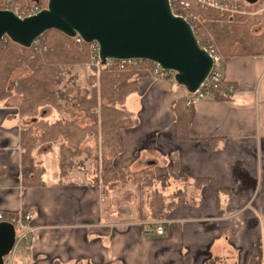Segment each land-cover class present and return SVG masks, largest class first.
<instances>
[{
    "label": "crops",
    "instance_id": "obj_1",
    "mask_svg": "<svg viewBox=\"0 0 264 264\" xmlns=\"http://www.w3.org/2000/svg\"><path fill=\"white\" fill-rule=\"evenodd\" d=\"M172 77L138 79L123 103L137 124L120 130L123 151L113 162L120 171L146 155L164 159L141 164L170 178L167 193L181 175L189 178L191 203L160 219L163 235L153 231L156 220H138L115 196L106 203L87 176L71 172L58 183L47 169L40 186L22 187L21 120L13 103L0 106V212L24 209L38 238L18 246L11 264H249L257 242L264 264V46L226 57L227 98L195 103L183 141L172 105L188 92ZM196 178L208 182L193 192Z\"/></svg>",
    "mask_w": 264,
    "mask_h": 264
},
{
    "label": "trees",
    "instance_id": "obj_2",
    "mask_svg": "<svg viewBox=\"0 0 264 264\" xmlns=\"http://www.w3.org/2000/svg\"><path fill=\"white\" fill-rule=\"evenodd\" d=\"M9 1L11 4L19 5L21 10H26L33 1L41 8H44L46 3V0H32L31 3H29L31 0ZM196 14L201 15L199 30L201 32L202 28L205 36L215 41L221 34L230 33L231 28L211 10L204 12L196 10ZM261 40L264 42V35L257 39V42ZM88 46L84 42L78 45L73 37L54 29L44 32L30 46L19 45L7 37L0 43V106L5 105L6 100L14 95L21 97L18 115L21 120L19 146L22 187L42 184L41 179L45 170L43 167L35 166L32 151L36 145L45 142L57 144L60 148L58 183L63 181L72 167L76 168L72 165L71 157L78 156L83 149L87 150L81 147L84 143L86 147L89 144L93 145L94 150L89 151L87 156H92L96 162L95 167L98 160L101 165V175L98 178L96 171L94 173L96 178L92 183L99 185L103 193L108 194L111 185L121 182L125 177V171H116L113 165L114 159L123 151L119 133L122 128L135 126L137 120L125 109L123 103L127 95L134 91L135 81L145 75V70L138 65L119 70L114 66V60H106L105 63L99 61L102 70L97 85L95 68L90 64ZM107 62L112 64L107 65ZM85 64L92 73L86 78L85 86L73 84V87L61 90L58 85L63 69L67 66ZM21 68L27 73L11 80L13 71ZM223 89L222 82L210 96L215 99H226ZM61 99H64L65 103L62 104ZM185 99L177 100L172 105L175 136L179 141L189 139L188 124L194 112L193 105L187 106ZM50 107L56 112L62 110L63 113L69 114V118L57 114L52 122L44 119L43 112L46 113ZM73 110L84 113V118L89 119L91 125L85 127L78 125ZM26 117H30V125L24 123ZM35 129L41 131L39 135ZM97 137L101 140L99 155L95 145ZM169 179L168 176L152 175L142 183L134 180L136 188L142 193L144 187H151L148 196L145 195L143 198L138 196L136 201L138 220H159L173 208L191 203L188 192L189 178L181 175L174 189L167 193L165 189ZM207 182L208 179L204 178L193 179L191 189L196 192ZM157 183L160 184V189L156 187ZM2 212L5 218L17 216L16 212ZM20 214L27 213L21 209ZM261 257L260 243L257 242L250 255L249 264H261Z\"/></svg>",
    "mask_w": 264,
    "mask_h": 264
},
{
    "label": "water",
    "instance_id": "obj_3",
    "mask_svg": "<svg viewBox=\"0 0 264 264\" xmlns=\"http://www.w3.org/2000/svg\"><path fill=\"white\" fill-rule=\"evenodd\" d=\"M52 29L71 37L78 34L86 43L95 41L101 63L156 62L174 72L176 83L188 93L198 89L212 65L189 22L172 14L168 0H47L44 8L24 17L0 10V43L7 37L30 46ZM15 235L12 223L0 221V264L11 252Z\"/></svg>",
    "mask_w": 264,
    "mask_h": 264
},
{
    "label": "rangeland",
    "instance_id": "obj_4",
    "mask_svg": "<svg viewBox=\"0 0 264 264\" xmlns=\"http://www.w3.org/2000/svg\"><path fill=\"white\" fill-rule=\"evenodd\" d=\"M29 1V3H31ZM34 2V1H33ZM32 2V3H33ZM47 2V0H46ZM230 9L231 10H225V11H219L216 9L211 10L212 13H215L216 16L222 18V21L225 22L229 28H231V31L229 34L224 33L219 36V38L215 41V45L217 47V52L223 57V61H225L226 57L232 53L233 50H239V51H257L262 50L264 44L262 45L263 40L257 42V39L261 38L262 35H264V0H258L256 3L250 4L245 2L244 0H235L232 3H230ZM46 6V3H45ZM13 8L20 9L19 5L12 4ZM40 7V6H39ZM41 8V7H40ZM22 15V14H21ZM201 16V15H200ZM200 16L198 15L199 19ZM203 31L201 29V34H203ZM206 33L208 32L205 29ZM55 35V34H54ZM258 35V36H257ZM204 36V34H203ZM205 37V36H204ZM6 38H3L2 41H5ZM86 43V42H85ZM88 53L89 49L87 48ZM95 68V80L96 84L98 85L99 77H100V71L102 70L99 65L93 66ZM131 70V69H130ZM128 70V71H130ZM121 72V71H119ZM27 71L23 68L17 69L13 71L11 75V80L15 79L16 77H19L21 75L26 74ZM92 73L90 69L88 68V65H75V66H67L63 69L61 74V80L59 83V88L61 90L71 88L73 87V84L79 85L81 87L85 86L86 78L90 76ZM145 75L140 78L150 77L152 79H173L172 75H167L162 78H153L148 72L145 71ZM74 77V78H73ZM76 77V79H75ZM139 78V79H140ZM137 81L134 83V89L137 87ZM9 84V83H8ZM74 94V93H73ZM21 97L19 95H14L13 97L6 100V104L13 103L14 106L17 107L20 103ZM60 102L63 104L65 103L64 99H61ZM73 108V107H72ZM75 118L77 117V124L81 127L90 126L91 122L89 119L84 118V113L77 112L76 110H73ZM41 113V109L39 110V115ZM57 114H61L62 117L69 118V114L63 113L62 110L55 111L53 108H48L46 113L43 112V118L52 122L56 119ZM24 123L26 125H30V117H26L24 119ZM89 128V127H88ZM35 132L39 135L41 131H38L35 129ZM90 142V140H88ZM101 144V140L99 137H97V141L95 145L97 146L96 152L99 155V146ZM59 145V144H58ZM93 146V145H92ZM89 144V146L86 147L85 143L82 144V148H87V150H82L80 154L76 157H71V162L74 167L71 169V171L68 173V175L72 172L75 173V179H81L87 176V179L89 181H93L95 177L94 173L97 171V177L99 178L101 175L100 168L101 165L99 164V160L97 162V167H95L96 162L92 158V156H87V153L89 151H93L94 148ZM34 158L35 166L38 168H44V172L48 169L50 172H56L58 173V163L61 158L60 148L57 146V144H53L51 142H45V143H39L36 145L34 150L32 151ZM153 159V162L161 161L160 165H166L163 164L162 161L164 159L152 156V155H146L142 157V159L137 162H135V165L132 166V168H125L122 169L125 171L124 173V179L121 182H115L111 185L110 191L108 194L104 193V196L107 197L106 203H110V198L114 197V200L118 202H124L125 204H129L131 209L135 210L137 206V199L138 196L140 198H143V196L147 195L150 191L151 187H144V192H140V189L136 188V183H134V180L137 182H144L145 179L150 178L152 175H156L155 170L153 169V166L150 164H141L143 161H147L150 159ZM76 171V172H74ZM150 171V172H149ZM86 174V175H84ZM174 174V173H173ZM67 175V176H68ZM58 176V174H57ZM66 177H64L65 179ZM99 180V179H98ZM176 184V183H175ZM141 187V186H140ZM153 187V185H152ZM156 187L160 189V184L157 183ZM167 191V190H165ZM148 200V199H147ZM143 201V200H142ZM144 202V201H143ZM123 205L122 208H127L128 205ZM4 216V214H3ZM14 216L7 217L4 220H13ZM165 218V217H164ZM162 218V219H164ZM160 220V219H159ZM15 221V220H14ZM13 223V222H12ZM16 222L13 223L15 228H17Z\"/></svg>",
    "mask_w": 264,
    "mask_h": 264
},
{
    "label": "built area",
    "instance_id": "obj_5",
    "mask_svg": "<svg viewBox=\"0 0 264 264\" xmlns=\"http://www.w3.org/2000/svg\"><path fill=\"white\" fill-rule=\"evenodd\" d=\"M168 1L172 14L174 16L181 17L189 22L199 46L202 49H204L212 59V65L209 74L207 75L205 80L200 84L198 89H196L192 93H187L185 97L186 98L185 102L187 106L194 105L198 101L212 95V92L214 90H217L224 80V61L222 60L223 57L217 52L218 49L213 39L205 35L204 37L203 36L204 31L203 34H201L199 30L200 19L198 17V14H196V10H200L203 12L213 9L219 11L231 10L230 3H232L235 0H168ZM40 9L41 8L36 2L31 3L26 10H21L18 8H13L9 0H0V10H11L19 17H24L37 13ZM73 38L75 43L78 45H81L84 42L81 36L78 34H76ZM87 44L89 45L88 49L90 52V57H89L90 64L93 66L99 65L100 58L98 56L97 43L93 41ZM107 60H113V59H107ZM137 60L139 61L138 63L135 60H114L115 61L114 66L117 67L119 70H122L127 66L129 67V66L138 65V67L143 68L153 78H162L167 76L168 74L174 76V72L163 69L156 62H152L148 60H140V59ZM110 64L112 63L107 62V65ZM4 219L6 218L3 216V212H0V221H8L10 223L16 222L15 224H17L18 226L17 227L18 230L16 229L13 248L11 252L6 257H4L3 264H11L14 257V251L18 246H22V245L31 246L37 243L38 238L36 234V228H34L33 226L27 223L31 219L30 214L22 215L19 212L17 213V216L13 218V220L9 221ZM150 223L154 225L153 231L156 234L158 235L164 234V220H156Z\"/></svg>",
    "mask_w": 264,
    "mask_h": 264
}]
</instances>
